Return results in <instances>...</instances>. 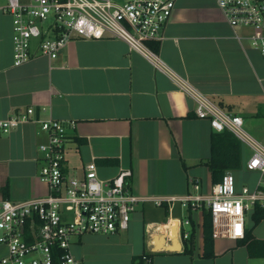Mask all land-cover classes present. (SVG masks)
Segmentation results:
<instances>
[{"label":"crops","instance_id":"1","mask_svg":"<svg viewBox=\"0 0 264 264\" xmlns=\"http://www.w3.org/2000/svg\"><path fill=\"white\" fill-rule=\"evenodd\" d=\"M6 5L7 0H0V120L31 107L33 121L7 133L0 129V198L25 200L47 193L37 178V159L38 144L45 140L38 121L48 118L66 127L68 176H82L90 161L100 178L129 168L131 192L144 196L195 192L194 182L198 193L207 194L214 184L203 162L210 156L214 130L196 116L192 92L242 117L244 130L264 143V77L257 74H264V62L250 44V31L231 29L215 0H175L161 39L155 40L158 51L150 49L148 40L144 43L157 62L116 38L70 39L53 58L38 54L34 39L29 60L18 66L13 65L12 15L2 10ZM250 155L242 144L241 166L230 171L237 188H253L260 177L245 168ZM189 212L190 225L182 229L193 230L194 238L191 251L185 252L189 240H181L173 223ZM202 223V207L187 211L176 204L169 212L165 206L139 204L125 230L132 237L141 229L139 252L133 254L134 247L119 250L117 243L104 251L119 253L126 264L144 246L152 253L147 264H264V219L251 230L252 239L261 243L213 240L212 257L202 256ZM251 227L246 222V231ZM110 235L75 237L71 251L83 264H94L82 255V239L102 241ZM4 251L0 247V256Z\"/></svg>","mask_w":264,"mask_h":264},{"label":"built area","instance_id":"2","mask_svg":"<svg viewBox=\"0 0 264 264\" xmlns=\"http://www.w3.org/2000/svg\"><path fill=\"white\" fill-rule=\"evenodd\" d=\"M215 2L231 29L250 31V44L264 62V0ZM174 7L175 0H7L2 10L12 15L13 65L18 66L29 60L34 39L38 40V54L53 58L70 39L116 38L157 62L144 43L161 39ZM192 94L198 118L207 119L214 131L229 130L251 149L245 168L260 174L255 187L237 188L235 177L226 171L207 194L198 193L200 186L194 182L195 192L144 196L131 192L129 168L100 178L94 161L85 165L82 176L70 177L64 171V123L53 118L37 120L45 135L38 144L37 178L46 184L47 193L25 200L0 198V247L5 250L0 264H83L71 251L75 237L124 231L136 206L148 202L166 205L169 212L176 204L190 210L204 205L210 211L213 240L243 239L246 215L255 202L264 204V143L244 130L242 117L225 112L203 94ZM32 115L30 107L25 113L1 119L0 129L7 133L21 122L33 121ZM173 225L181 240L188 239L190 231L182 227L190 225L189 217L177 218Z\"/></svg>","mask_w":264,"mask_h":264},{"label":"trees","instance_id":"3","mask_svg":"<svg viewBox=\"0 0 264 264\" xmlns=\"http://www.w3.org/2000/svg\"><path fill=\"white\" fill-rule=\"evenodd\" d=\"M147 45L153 51H158L159 43L155 40H148ZM242 159V144L241 142L227 129L217 132L213 131L210 136V156L203 162L208 166L211 174V182H218L222 175L226 171L237 170L241 166ZM264 191V186L262 187ZM165 208L167 209L166 205ZM190 211V208L187 209ZM203 257H212L213 254V238L211 236V215L210 211L206 206L203 205ZM252 219V227L245 231V236L242 241L258 242L251 237V230L253 226L264 219V204L261 205L260 202H255L252 209L247 214ZM187 217L190 218V212ZM194 238V231H190V235L187 240L189 243L185 246V252H190ZM264 246V240L262 241ZM252 254V252H251ZM152 253L143 252L133 258L132 264H147V259L151 258ZM264 255V254H263Z\"/></svg>","mask_w":264,"mask_h":264},{"label":"rangeland","instance_id":"4","mask_svg":"<svg viewBox=\"0 0 264 264\" xmlns=\"http://www.w3.org/2000/svg\"><path fill=\"white\" fill-rule=\"evenodd\" d=\"M6 1V0H4ZM45 25V24H44ZM245 43H247L245 41ZM257 74L260 77H264V74H262L261 72L257 71ZM247 154L249 153V151H246ZM246 222L249 225H252V219L246 215ZM184 228L188 229V227L186 225H184ZM141 231V229H140ZM140 231H133L132 232V237L130 236H126L125 235V230L121 231V233H117V235H110L106 238H104V240H98V239H92V240H88L87 238H83L82 239V243L81 246L82 247V251H83V257H85V259L87 258L88 260H90L91 262H93L94 264H112L111 262H118V264H126V260L124 261L121 257L119 253L116 252H112L110 253L109 251H104V250H108L109 247H107V244L109 243H117L119 246L116 247L119 250H126V251H130L132 247H134V253H138L139 252V246L140 244L142 245V237L140 234ZM78 246V245H76ZM78 246V247H79ZM114 248V247H113ZM142 249V248H141ZM141 253L143 252H148L147 247L145 248V246L143 247L142 250H140Z\"/></svg>","mask_w":264,"mask_h":264},{"label":"water","instance_id":"5","mask_svg":"<svg viewBox=\"0 0 264 264\" xmlns=\"http://www.w3.org/2000/svg\"><path fill=\"white\" fill-rule=\"evenodd\" d=\"M174 235H175V231H174Z\"/></svg>","mask_w":264,"mask_h":264}]
</instances>
